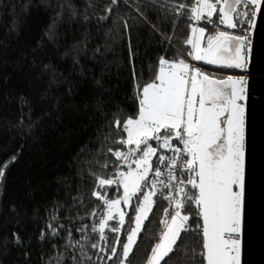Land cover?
Wrapping results in <instances>:
<instances>
[{
	"label": "trees",
	"instance_id": "trees-1",
	"mask_svg": "<svg viewBox=\"0 0 264 264\" xmlns=\"http://www.w3.org/2000/svg\"><path fill=\"white\" fill-rule=\"evenodd\" d=\"M181 3L187 11L195 0H0V264H120L121 248L108 260L110 248L90 246L104 247L92 228L106 213L93 192L122 196L121 187L97 186L121 165L109 152L125 150L115 121L137 117L138 86L155 81L160 58L179 61L191 51L185 42L195 22L176 13ZM199 26L206 37L216 31ZM153 199L127 264H144L163 228L166 202ZM184 212L188 224H202L194 206ZM133 216L129 209L125 230ZM105 235L111 245L115 233ZM202 239L192 233L171 264H201L193 253Z\"/></svg>",
	"mask_w": 264,
	"mask_h": 264
},
{
	"label": "snow or ice",
	"instance_id": "snow-or-ice-1",
	"mask_svg": "<svg viewBox=\"0 0 264 264\" xmlns=\"http://www.w3.org/2000/svg\"><path fill=\"white\" fill-rule=\"evenodd\" d=\"M262 6L264 0H195L185 11L188 5L179 4L176 9L179 16L193 22L206 21L216 29L214 34L207 35L206 45L202 46L205 27L190 24L192 36L185 43L191 46V51L187 55L208 65L246 70L251 55L249 33L256 27ZM214 15L217 16L215 23ZM221 25L239 29L241 34L220 30ZM138 97L137 117L127 118L122 126L119 120L115 121L116 128L126 133L115 142L124 145L125 150L113 152L109 149V152L121 161V165H117L114 175L97 178L98 188L116 186L119 191L122 187L123 193L119 198L108 199L106 193L93 192L103 202L106 216L101 215L98 226L92 228V232L100 234L104 247L93 243L91 248L106 254L110 248L108 260H112L119 247L120 264H127L144 231L143 222L155 204L153 198L159 194L168 202L169 208L164 209L160 220L163 228L144 264H161L162 261L171 264L174 256L184 255L180 250L194 232L203 238L202 251L193 253V257H202L201 264H240L245 193L246 79L232 76L214 79L183 59L170 62L162 57L155 81L142 89L138 86ZM173 139L183 148L173 145ZM159 149H166L172 155L157 156ZM154 156L155 169L152 168ZM122 166H126L127 171L122 170ZM102 167L107 168L108 163ZM2 177L3 170L0 169ZM189 186L195 191H188ZM134 197L136 203L133 206ZM121 201L134 212L131 217L134 226L127 230L124 229L126 212L120 207ZM186 205L195 207L202 224L187 223L191 214L184 212ZM91 215L95 217L97 213L93 211ZM113 220L118 222L117 226L109 224ZM86 228L85 225L80 231ZM106 228L109 233H115L111 245L105 235ZM122 230L126 242L121 245ZM181 233L185 234L184 240H181ZM52 234L56 235L57 230L52 229ZM77 244L80 242H70L73 247ZM99 259L103 261V257Z\"/></svg>",
	"mask_w": 264,
	"mask_h": 264
},
{
	"label": "water",
	"instance_id": "water-1",
	"mask_svg": "<svg viewBox=\"0 0 264 264\" xmlns=\"http://www.w3.org/2000/svg\"><path fill=\"white\" fill-rule=\"evenodd\" d=\"M250 45L244 71L248 98L240 264H264V6L252 29Z\"/></svg>",
	"mask_w": 264,
	"mask_h": 264
},
{
	"label": "rangeland",
	"instance_id": "rangeland-1",
	"mask_svg": "<svg viewBox=\"0 0 264 264\" xmlns=\"http://www.w3.org/2000/svg\"><path fill=\"white\" fill-rule=\"evenodd\" d=\"M201 22V21H200ZM200 22H195V26H198V27H204V26H199V23ZM206 45V33H205V41H204V44H202V46H205ZM188 57H190V56H184L183 57V60H185L186 62H187V60H186V58H188ZM178 62V61H177ZM197 62V64L196 65H194L195 67H199L200 69H201V71L203 72V73H205V74H207V75H209L211 78H213L212 77V75H215V74H213L211 71H209L208 69H207V67H205L204 66V62H202V61H196ZM188 63V62H187ZM217 77H218V75H217ZM233 77V76H232ZM220 79H224V77H219ZM234 78H239V77H234ZM152 83V82H151ZM146 86V85H145ZM153 143V146L155 147L156 145H155V142H152ZM173 145H177L178 144V142L175 140V139H173L172 140V142H171ZM168 150H166V149H159L158 150V152H157V156L158 155H160V154H164L165 152H167ZM156 157L154 156L153 158H152V168H153V163H154V159H155ZM155 168V167H154ZM153 168V169H154ZM122 170H125V171H127V168H126V166H123L122 167ZM149 178L151 179L152 177H151V173H150V175H149ZM121 189H122V187H121ZM122 192H123V189H122ZM135 198V197H134ZM134 198H133V201H134ZM120 207H121V209H123L125 212H126V214H127V212L129 211V207H128V205H126L123 201H121V205H120ZM114 215H116V216H118V212H115L114 211ZM105 216H106V213H105ZM126 217V216H125ZM188 223V222H187ZM143 224H144V222H143Z\"/></svg>",
	"mask_w": 264,
	"mask_h": 264
},
{
	"label": "flooded vegetation",
	"instance_id": "flooded-vegetation-1",
	"mask_svg": "<svg viewBox=\"0 0 264 264\" xmlns=\"http://www.w3.org/2000/svg\"><path fill=\"white\" fill-rule=\"evenodd\" d=\"M221 30H226L230 32H234L235 34L239 35L241 32L237 31L238 29H227L223 25L219 26ZM252 30L249 33V41L251 40ZM249 61V60H248ZM204 66L207 67L209 71H211L213 74H217L221 77H224L226 79L228 76L233 77H244L246 79V76L244 75L245 70L235 69V68H224L217 65H206L204 63ZM213 66V67H212Z\"/></svg>",
	"mask_w": 264,
	"mask_h": 264
},
{
	"label": "built area",
	"instance_id": "built-area-1",
	"mask_svg": "<svg viewBox=\"0 0 264 264\" xmlns=\"http://www.w3.org/2000/svg\"><path fill=\"white\" fill-rule=\"evenodd\" d=\"M186 60H187V62L190 64V65H196L197 64V62L196 61H194V60H192V58L191 57H188V58H186ZM177 147H180L181 149L183 148V146L181 145V144H177L176 145ZM164 155H172V153L170 152V151H167V152H165L164 153ZM161 170L162 171H165V169L163 168V166H161ZM161 179H164V177H161ZM165 191H167V190H165ZM166 202V209L167 208H169V204H168V202L167 201H165ZM169 214H171V210H169Z\"/></svg>",
	"mask_w": 264,
	"mask_h": 264
},
{
	"label": "crops",
	"instance_id": "crops-1",
	"mask_svg": "<svg viewBox=\"0 0 264 264\" xmlns=\"http://www.w3.org/2000/svg\"><path fill=\"white\" fill-rule=\"evenodd\" d=\"M170 62H172V61H170ZM185 62H186V61H185ZM212 77H213V78H216V79H220L219 77H221V76L218 75V77H217V74H215V75H212ZM134 119H135V118H134ZM154 169H155V168H154Z\"/></svg>",
	"mask_w": 264,
	"mask_h": 264
}]
</instances>
